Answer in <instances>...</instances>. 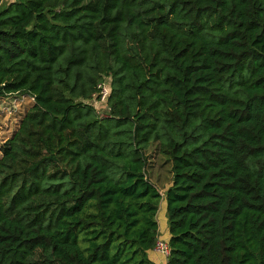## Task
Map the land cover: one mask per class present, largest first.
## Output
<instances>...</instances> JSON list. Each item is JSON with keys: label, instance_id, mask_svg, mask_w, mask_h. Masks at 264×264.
I'll return each instance as SVG.
<instances>
[{"label": "trees", "instance_id": "obj_1", "mask_svg": "<svg viewBox=\"0 0 264 264\" xmlns=\"http://www.w3.org/2000/svg\"><path fill=\"white\" fill-rule=\"evenodd\" d=\"M15 92L35 102L1 148L0 264H156L161 202L166 264H264V0H0Z\"/></svg>", "mask_w": 264, "mask_h": 264}, {"label": "rangeland", "instance_id": "obj_2", "mask_svg": "<svg viewBox=\"0 0 264 264\" xmlns=\"http://www.w3.org/2000/svg\"><path fill=\"white\" fill-rule=\"evenodd\" d=\"M10 1L12 0H4V3H9ZM34 102L35 100L32 96L22 92H15L14 95L9 96L0 95V156L2 154V146L17 131L23 117L33 106ZM98 106L102 108L101 105ZM148 156L147 172L149 178L159 188L161 194L164 195L166 188L172 182V163L160 153L156 144L151 146ZM157 217L159 222V239L167 241L170 237V232L165 202H161ZM154 252V250L150 251V258L156 264H162L159 262V257H154Z\"/></svg>", "mask_w": 264, "mask_h": 264}, {"label": "built area", "instance_id": "obj_3", "mask_svg": "<svg viewBox=\"0 0 264 264\" xmlns=\"http://www.w3.org/2000/svg\"><path fill=\"white\" fill-rule=\"evenodd\" d=\"M14 94L15 93H10L5 96L14 95ZM109 95H110V87H109L108 82L104 81L100 83L99 92L94 95L93 103L98 108V112L100 113L101 116L106 115V112L103 110L102 104H104L108 100ZM33 99L35 100L34 97ZM98 103H101V104H98ZM98 105H101L102 108H99ZM155 251H157L158 253L162 254L163 256L167 258L170 253V247H169L168 241H163L161 239H158L156 247H155Z\"/></svg>", "mask_w": 264, "mask_h": 264}, {"label": "crops", "instance_id": "obj_4", "mask_svg": "<svg viewBox=\"0 0 264 264\" xmlns=\"http://www.w3.org/2000/svg\"><path fill=\"white\" fill-rule=\"evenodd\" d=\"M168 241V240H167ZM155 251V250H154ZM154 257H159V262H161L162 264H166L167 263V258H165L164 256H162V254L158 253L157 251L154 252Z\"/></svg>", "mask_w": 264, "mask_h": 264}]
</instances>
